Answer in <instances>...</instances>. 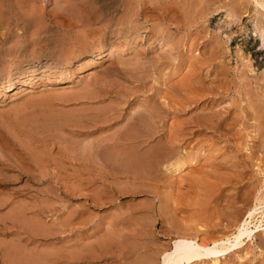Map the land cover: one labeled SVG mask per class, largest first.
<instances>
[{"label":"rangeland","instance_id":"obj_1","mask_svg":"<svg viewBox=\"0 0 264 264\" xmlns=\"http://www.w3.org/2000/svg\"><path fill=\"white\" fill-rule=\"evenodd\" d=\"M141 1L0 0V264H159L262 205L264 10Z\"/></svg>","mask_w":264,"mask_h":264},{"label":"bare ground","instance_id":"obj_2","mask_svg":"<svg viewBox=\"0 0 264 264\" xmlns=\"http://www.w3.org/2000/svg\"><path fill=\"white\" fill-rule=\"evenodd\" d=\"M150 0H148L149 2ZM163 1V0H162ZM161 1V5L163 6V2ZM167 1V0H166ZM175 1V0H174ZM153 2V1H152ZM156 2V1H155ZM154 2V4H155ZM258 3L259 6L262 7V10H264V0H260V1H256ZM140 3H142V1L140 0ZM150 3V2H149ZM157 3V2H156ZM170 3V1H169ZM152 4V3H151ZM175 4V3H174ZM189 4V3H188ZM153 5V4H152ZM165 5V4H164ZM167 5V4H166ZM257 5V6H258ZM156 6V4H155ZM175 6V5H174ZM173 6V7H174ZM168 7V6H166ZM177 7V6H176ZM147 8V7H146ZM153 8V7H152ZM155 8V7H154ZM170 8V6H169ZM168 8V10H169ZM259 8V7H258ZM171 9V8H170ZM174 8H172L173 10ZM179 9V8H178ZM176 10V9H174ZM174 10L171 11L173 14H176V12L174 13ZM164 12V11H163ZM166 12V11H165ZM164 12V14H165ZM171 13V15H173ZM147 14V13H146ZM170 14V13H169ZM145 15V14H144ZM161 15V14H160ZM169 15L170 18H172L173 16ZM168 16V14H167ZM145 17V16H144ZM178 17V15H177ZM180 17V16H179ZM147 19V17H145ZM161 18V17H160ZM168 21V20H167ZM171 21V20H170ZM177 21V20H176ZM174 20V22H176ZM185 21V20H184ZM173 22V23H174ZM109 53V52H108ZM27 84V83H26ZM30 84V83H29ZM26 87V86H25ZM23 88V87H22ZM26 89V88H25ZM209 104V103H208ZM204 105V103H203ZM210 106V105H209ZM205 107V106H204ZM219 107V106H218ZM202 109V108H201ZM214 109V107H213ZM216 110V108H215ZM214 111V110H213ZM217 112L220 113V111L218 110ZM212 114V113H211ZM212 117L220 116L221 115H216ZM222 114V113H221ZM196 115V114H195ZM223 115V114H222ZM200 116L197 115V117ZM201 116H203L201 114ZM200 116V118H201ZM196 116L193 118H197ZM217 121V120H215ZM214 121V122H215ZM200 122V121H199ZM203 122V121H202ZM228 122V121H227ZM196 123V122H195ZM213 123V122H212ZM201 124V123H200ZM224 124V123H223ZM222 124V125H223ZM208 125V124H207ZM212 125V124H211ZM221 125V127H222ZM217 126V124L215 125ZM219 127V128H221ZM142 128V127H141ZM217 128V127H216ZM164 156V155H163ZM175 156V155H174ZM223 157V156H222ZM163 158V157H162ZM174 160V162L172 161V164L170 165V167L168 169L173 170L176 173L181 172L182 170H184L186 168V163L185 161L181 160V159H177ZM160 160V159H159ZM214 160V159H213ZM164 162V159H163ZM162 165V164H160ZM187 170V169H186ZM216 170V169H215ZM221 180V179H220ZM264 197V196H263ZM258 200V199H257ZM259 202V201H258ZM243 204V203H242ZM259 204H262L260 207L255 205L252 209L250 208V211L248 212V215L246 218L243 219L242 222H240V224L237 226V230L235 231V233L232 232V237H226V239L222 238V239H214V241L210 242V243H203L199 241V237L197 235V237H188V236H179L178 238H176L173 241V245L171 250L166 251L161 255L160 259H159V264H194L195 262L199 261L202 262L203 264L205 263L204 259L206 257L212 256L210 263L211 264H223V259L226 258V253L231 249V248H235V247H239L241 246L246 239H249L253 237V234H255L257 231H260V228L263 226L264 227V222L262 220V217H264V201L263 202H259ZM260 208H262V211H258ZM258 214H260V216H257ZM233 215V213H232ZM211 216V215H210ZM235 216V215H234ZM233 216V217H234ZM237 219V218H236ZM261 219V220H259ZM234 221V220H233ZM256 221V222H254ZM237 222V221H236ZM203 227V226H202ZM205 228V227H204ZM264 230V228L262 229ZM190 235V234H189ZM206 235V234H205ZM202 237V236H201ZM222 237V236H221ZM225 237V236H224ZM255 237V236H254ZM155 264V263H154ZM197 264V263H196Z\"/></svg>","mask_w":264,"mask_h":264}]
</instances>
